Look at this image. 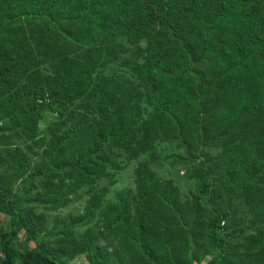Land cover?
I'll list each match as a JSON object with an SVG mask.
<instances>
[{"label": "trees", "instance_id": "trees-1", "mask_svg": "<svg viewBox=\"0 0 264 264\" xmlns=\"http://www.w3.org/2000/svg\"><path fill=\"white\" fill-rule=\"evenodd\" d=\"M0 38V214L9 218L0 264L76 255L88 264H196L214 251L211 264L264 261V234L240 243L232 232L240 222L227 218L245 204L238 199L264 208V181L251 193L245 177L264 172V0H0ZM84 91L93 97L75 105ZM217 96L218 105L206 99ZM55 105L64 122L40 137ZM164 145L182 155L166 159ZM115 149L137 167L134 188L111 203L112 173L123 170L110 161ZM218 158L231 167L224 172ZM166 160L187 166L194 196L156 175ZM34 181L42 212L85 196L57 236L27 206ZM259 218L253 227H264ZM229 235L239 241L231 261L222 255ZM109 237L111 254L96 244Z\"/></svg>", "mask_w": 264, "mask_h": 264}, {"label": "rangeland", "instance_id": "rangeland-1", "mask_svg": "<svg viewBox=\"0 0 264 264\" xmlns=\"http://www.w3.org/2000/svg\"><path fill=\"white\" fill-rule=\"evenodd\" d=\"M2 39V38H0ZM118 75V72L116 73ZM124 80H134V79H128V78H124ZM1 94V92H0ZM81 94L83 95H88L90 97H93V92H88V91H84L83 93L80 92V95L77 96L76 101L74 102L75 105H78L80 103L81 100ZM210 103H214L215 105H218L219 101L221 100V98L219 96L217 97H207L206 98ZM217 107V106H216ZM51 111L48 112H44L42 114V118L39 121L38 124V135L40 137H43L44 134L49 133L50 131H54L55 129H57V123H63L64 118H59V111L62 110L60 107H56L52 106L51 107ZM218 108V107H217ZM70 109V108H69ZM63 111V110H62ZM69 111V110H68ZM80 113H84L87 114L86 111H81L79 110ZM218 112V111H217ZM222 116H225V114H223ZM226 118H222L223 120V126H219V127H226L228 124H226ZM137 128V127H135ZM216 130H218V128H216ZM242 133V132H241ZM92 134V133H91ZM46 139V138H45ZM238 137H232V140H227L226 142H237ZM46 141H48V139H46ZM61 146V152L66 155V156H70L71 153L67 152L68 149L71 146V141L69 142H65L64 144L60 145ZM156 148V146L154 147ZM166 146H160L157 150L158 153L162 154V152H165L164 154L167 155V157H165L166 159L169 157L168 155L171 153H174L176 155H182L180 152V149L177 148L176 146L172 148L165 149ZM165 149V150H164ZM164 150V151H163ZM118 151L113 150L110 155H112L114 153V156L112 155V159H110V161L112 162V164H117L118 167H121V169L123 168L122 171H119L118 173H112L113 175V181L114 184L112 186H110L109 192L106 195L104 201H109L111 203H113L116 199V197L118 196V194L120 193H125L127 192V190L129 189H133L134 188V171L137 167V161L136 162H127L126 160H124L126 157L125 155H123V153H119L117 154ZM117 154V156H116ZM170 154V155H171ZM120 159L117 157L122 156ZM116 156V157H115ZM213 158H217L219 156H217L216 154L212 156ZM140 160V159H139ZM90 163L91 161L88 160ZM216 161V165L218 166H224V172L226 171V169L228 168V166L231 167L230 164H228V159H225L226 163H224L222 161L221 158H218L216 160H214V162ZM187 170V166H183L180 162H173L170 160H166L165 162H161L160 163V168L157 169L156 171L154 170V172L156 173V175L160 178V179H164L167 181H171L174 185V187H177L179 189V192L182 196L187 197L189 195H195V187H194V181L193 180H188V178L186 177V171ZM223 172V173H224ZM250 174H247V177L250 182H253V184L251 185V193H252V189L255 187H257V185L260 182L264 181V172L263 173H259L258 175H254L253 177L249 178ZM218 179L220 180L221 178V174H218ZM227 178V176H226ZM225 179L222 180V182H224ZM231 176L229 178H227V182L223 185H229L230 187H232L233 185L231 184ZM33 188L32 191L30 193V196H28V198L30 199V203L27 205L29 208L34 210L35 215H43L48 219V226L47 229H49V231L53 234V236H57L63 225L59 224L62 221L67 220L68 218H74L76 216H80L82 214V210L84 208V200H85V196L84 198H80V199H76L75 201H73L72 203H70L66 208L58 211L57 213L51 214V213H46V212H42L40 210V204L39 202L36 200V195L39 191V184L37 181L33 182ZM99 187L102 186H107V181H102L99 184ZM223 185L219 186L218 188L213 189V195L219 194V193H224V189L222 188ZM217 184H214V187H216ZM19 187V186H18ZM17 187V189H18ZM18 191V190H17ZM210 191H212L210 189ZM234 195V194H233ZM251 195H255V194H251ZM247 197H250L249 195H247ZM246 201L245 204L242 205H235V207H230L228 208V216L227 218H235L236 220H234V222L239 221L240 224L236 225L234 227V229L232 230L233 233H235L236 235H239L240 238V243L243 239L247 240L249 235L252 236H258V235H262L264 234V227L262 226H258V227H253L255 220L259 219L260 220V216L264 213V208H256V204L255 206L252 205V203L250 202V200H246V199H238L235 202H242V201ZM238 202V203H239ZM250 205V206H249ZM253 210V211H250ZM54 218H56L55 220H58V222H56L54 220ZM9 218L7 217V215L4 214H0V233L3 232L5 230V228L7 227ZM230 221H225L221 223V227H224L227 229H225V232H229L230 231ZM252 225V227L249 228V226ZM245 227H248L245 229ZM83 232V229H79L76 231L77 235H80ZM223 235V233H222ZM200 238L202 241H204L203 239H205L203 237V235H200ZM203 238V239H202ZM230 239L227 247L230 245L231 248L229 249H223L224 253L223 255V259H230V261L233 259V257H231V251L234 250V248L236 249L237 247H235V245L237 246V243H239L238 239L235 240V237L233 235H229L228 237ZM25 236L23 234H19L18 237V245H17V249L20 252H23L24 250V245H25ZM112 238H107V239H99L98 242L96 243L97 246L99 247H103L107 249V252L109 254L112 253V248L114 245V242L111 243ZM248 242V241H247ZM246 242V243H247ZM30 247V244H27ZM226 247V248H227ZM206 248V247H205ZM243 250L238 249L239 253H242ZM219 254L218 251H214L211 254H208L206 256H204V258L196 264H211L213 259ZM109 260L112 262V258H109ZM109 262V263H111ZM66 264H88L85 255H76L75 257L69 259L68 261H66ZM255 264H264L263 262L260 263H255Z\"/></svg>", "mask_w": 264, "mask_h": 264}, {"label": "water", "instance_id": "water-1", "mask_svg": "<svg viewBox=\"0 0 264 264\" xmlns=\"http://www.w3.org/2000/svg\"><path fill=\"white\" fill-rule=\"evenodd\" d=\"M50 264H52V263H50Z\"/></svg>", "mask_w": 264, "mask_h": 264}]
</instances>
